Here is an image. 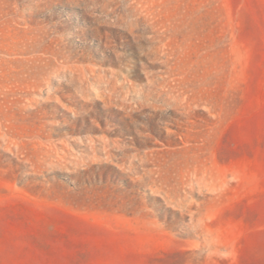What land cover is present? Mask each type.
<instances>
[{
	"label": "rangeland",
	"instance_id": "obj_1",
	"mask_svg": "<svg viewBox=\"0 0 264 264\" xmlns=\"http://www.w3.org/2000/svg\"><path fill=\"white\" fill-rule=\"evenodd\" d=\"M0 264H264V0H0Z\"/></svg>",
	"mask_w": 264,
	"mask_h": 264
}]
</instances>
